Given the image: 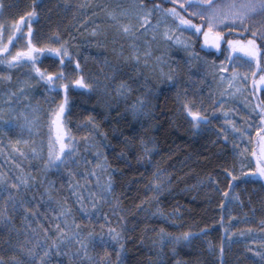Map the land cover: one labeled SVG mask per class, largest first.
Masks as SVG:
<instances>
[{
	"label": "rangeland",
	"instance_id": "obj_1",
	"mask_svg": "<svg viewBox=\"0 0 264 264\" xmlns=\"http://www.w3.org/2000/svg\"><path fill=\"white\" fill-rule=\"evenodd\" d=\"M184 2L185 0H171L170 3L179 6ZM63 3L72 4L76 14H80L77 19H83L85 24L92 21L88 30L90 34L97 33L98 22L108 23L111 26L120 25L123 43L118 45L121 49H115V52L117 55L121 52L127 53L129 59L125 62L129 65L131 73L129 76H118L120 69L115 64H110L108 61L100 63L93 54L84 55L88 64L84 78L92 85L90 90L96 94L98 101L105 105L102 107L128 113L134 120H140L153 110L161 83L170 81L169 77L174 70V50L184 53L189 67L194 64L204 66L212 76L211 83L214 87L212 108L208 109V121H213L215 113L222 122L224 130L222 134L230 132L236 141L239 139L238 144H241L242 152L239 163L231 168V173L237 179H242L247 174L251 175L254 178V191L256 189L261 191L260 200L264 202V177L252 171L257 166L261 137L264 136V122L261 121L257 114L259 109L256 108L257 105L264 106V85L257 87L254 93L250 88L251 81L254 78L258 79L259 76V72H252L256 62L250 65L244 59L242 52L235 53V59L229 60L227 40L223 41L219 49L206 47L201 42L203 35L201 33L199 43L202 48L214 50L216 53L219 50L222 51L218 58L206 57L196 48L198 34H194V29L189 31L177 27L176 20L170 14L157 12L153 5L143 4L144 7L140 8L141 0H63ZM195 10V5L184 9L188 16L200 23L199 16H192ZM177 11L180 12L178 9ZM180 14L183 15L181 12ZM34 20L35 16L31 19L25 16L21 21V27L15 28L16 32L22 31L24 35L18 38L13 37L10 41L8 37L12 35L15 26L12 25L13 21L5 20L0 11V37L3 43L9 45L10 51L6 50L9 55L15 53L17 48L26 47L27 39L32 40V33H28L27 29L29 24L33 29ZM247 23L246 36L252 35L253 31L264 30V13L257 11L255 15L249 17ZM202 26L207 27V24ZM126 27L127 31H125ZM172 29L176 31L173 32ZM216 30L235 31L241 33L239 36L245 35L244 28L233 27L231 24H225L223 28ZM165 32L169 38H165ZM177 38L186 40L188 46L176 43ZM241 41L244 40L241 39ZM45 54L50 53H41L38 59ZM3 58L7 59L6 56ZM257 59H260L259 53ZM233 69L240 76L236 78L235 84L230 86L228 81L232 77ZM245 75H247L248 83L240 78ZM41 82L43 81L35 74L31 63L0 64V129L19 128L24 130L27 136L32 137L31 141L21 139L14 143H0V186L11 189V191L0 192V223H8L13 232L15 229L17 232L22 231L23 240L20 244L22 258L19 262L21 264H112L108 260L97 257L93 250L98 251L103 246L120 247L121 239L113 240L109 234V229H114L119 234L118 231L105 224L84 230L79 227L75 218V211L86 221H95L98 217L104 218L98 209V204L106 189V170L104 169L106 166L102 158L99 164L90 163L95 158H100L102 151L96 144L89 145L85 140L74 137L66 121L67 106H65V111L60 117V124L66 135L60 142L72 143V152L67 153L65 149L61 152V156L67 153L65 159L55 158V151L59 150V142L57 141L58 129L52 124V115L59 103L41 109L33 105L29 97L31 94L28 93L30 86L34 87ZM121 83L126 86L123 91L120 90ZM134 103L137 106L143 105L135 113L132 110ZM210 126L212 127L213 124ZM100 142L105 149L106 142L103 139ZM246 145L252 146L255 150L249 153ZM50 146L53 153L51 157L49 156ZM90 146H93V149ZM155 150L153 142H149L143 148V157L150 164L151 155ZM46 161H48L47 164ZM48 169L59 171L68 178L73 207L64 203L48 205L44 202V209H42L41 203L44 197L38 196L41 202L39 203L36 198L29 196L28 191H31L33 187L31 183L34 180V171L45 172ZM171 175L163 169L154 170L150 184L149 206L151 208L149 210L152 216L177 224L180 206L175 205L172 209H167L161 202L163 196L172 192ZM214 180H199L195 182V186H186L183 190L193 189L196 193L205 188L207 183H214ZM154 181L161 185L159 190L153 186ZM242 185H244L243 182L236 189H242ZM249 203L250 199L243 201L237 190L231 193L225 212L226 238L223 244L225 247L233 243L239 249V255L245 253L248 262L244 264H264V226H260L263 232L251 227L255 219L246 212ZM85 208L88 209L87 212L84 211ZM251 211H255L254 207ZM119 236L121 237L120 234ZM201 237L209 252L215 258H221V245L214 246L205 236ZM174 241L175 238L166 231L160 230L154 234L151 238L154 257L151 264H164L162 249L166 243ZM239 257L242 260V257ZM172 264L183 263L175 260Z\"/></svg>",
	"mask_w": 264,
	"mask_h": 264
},
{
	"label": "trees",
	"instance_id": "obj_2",
	"mask_svg": "<svg viewBox=\"0 0 264 264\" xmlns=\"http://www.w3.org/2000/svg\"><path fill=\"white\" fill-rule=\"evenodd\" d=\"M60 1L0 0L1 15L7 21H15L25 17L26 13L35 11L33 43L38 47L58 43L51 39L53 34L65 41L73 60L79 64V70L74 65L65 69L71 79L76 75L85 77L88 69L84 58L86 53L95 55L100 63L108 61L119 66L118 76H129L131 73L126 63L129 59L127 53L121 52L117 55L115 52V49L120 48L118 45L123 43L120 25L111 26L98 22L97 33L90 34L88 30L92 21L85 24L83 19H77L80 14H76L72 4L66 3V6L63 0ZM141 1L145 5L160 3L163 8L174 6L194 24L199 23L173 3H165L164 0ZM229 32L234 34L225 35L223 41H246L250 37L256 39L252 35L239 36L240 32ZM196 36V48L206 57L221 56V50L216 53L214 50L202 48L199 43L201 33ZM257 46L264 50V45L259 39ZM173 57L174 70L170 81L161 83L153 110L140 120H134L128 113L102 107L105 105L98 101V97L90 89L69 87L66 92L49 91L46 81H43L29 87V97L33 105L41 109L59 103L67 97L66 121L74 137L85 140L89 145L96 144L102 151L100 158H95L90 163L99 164L102 158L106 166L105 188L111 181L110 189H105L107 195L104 193L98 204L104 218L86 221L76 211L75 218L79 227L84 230L104 224L115 228L121 235L122 242L120 247L103 246L98 251L94 249L97 257L112 264H151L154 258L151 238L162 230L175 238L174 242L166 243L162 249L164 264H172L175 260H180L183 264H244L248 262V257L245 253L239 255L235 244L224 247L225 212L231 193L237 190L243 201L250 199L246 212L255 219L251 227L263 232L260 228L261 225L264 226L261 191H254V178L251 175L237 179L231 173V168L239 163L242 152L241 144H238L239 139L236 141L230 132L222 134V122L215 113L213 121H208V109L212 108L214 91L212 76L200 64L189 67L182 51L174 50ZM58 63L51 54H45L38 59L36 66L45 72H56ZM250 88L254 93L252 85ZM186 103L191 110L199 111L207 117V122L194 125L185 111ZM21 139L31 141L32 137L19 128L0 129V143H14ZM101 139L107 144L105 149ZM149 142H153L156 149L151 155V164L143 157V148ZM90 147L93 149V146ZM246 147L249 153L255 150L250 145ZM156 169H163L172 174L171 189L175 192L163 196L161 202L167 209H172L175 205L180 206L177 224L165 222L150 214V184ZM33 177V187L28 194L39 203L41 202L38 196L44 197L42 209L45 203H64L73 207L71 190L65 175L48 169L45 172L34 171ZM211 179H215L214 183H207L205 188L196 193L193 189L183 190L199 180ZM240 182L244 183L242 189H236L241 185ZM253 207L254 212L251 211ZM18 232L16 229L15 232L11 231L8 223H0V261H3V264H21L20 244L23 236L22 231ZM185 232L189 234L188 238H184ZM201 236H205L214 246L221 245V258H215L209 252Z\"/></svg>",
	"mask_w": 264,
	"mask_h": 264
},
{
	"label": "snow or ice",
	"instance_id": "obj_3",
	"mask_svg": "<svg viewBox=\"0 0 264 264\" xmlns=\"http://www.w3.org/2000/svg\"><path fill=\"white\" fill-rule=\"evenodd\" d=\"M165 3H170L171 0H164ZM195 5L196 10L192 12V16H199L201 22L193 23L191 19L186 18V16L181 15L180 12L177 11L175 7L163 8L162 4L157 3L153 5V8L157 12H162L164 14H170L177 23V27L185 28L186 30H195L194 34L202 33V44L206 47L212 48H221L223 45V37L225 35H232V32H222L217 31V28H223L225 24H231L233 27L244 28L245 35H247V28L250 16H253L257 13V11L264 13V0H185L183 4H180L179 7L181 11H183L186 7H192ZM140 8H143L144 5L141 3L139 5ZM29 19L36 15L35 11H31L25 14ZM24 17H20L19 19L12 22L13 28L12 35L8 37L11 41L13 37L23 36L24 33L16 32L15 28L21 27V21ZM143 19V17H141ZM147 22V21H145ZM207 24V27H203L202 25ZM11 27V25H10ZM127 27L125 31H127ZM28 33H32L31 24L28 25L27 29ZM173 32L176 29H172ZM239 35V33H235ZM165 38H169L167 32L164 33ZM252 36H255L256 39L249 38L246 41L241 40H227V57L229 60L235 59V53L242 52L244 53V59L251 65L253 62H256L255 67L252 68L253 73L259 72L258 79L254 78L251 81L253 90L255 91L257 87L264 85V50L257 46V39L261 41V44L264 45V30L256 32L253 31ZM199 38V37H198ZM51 39L58 41L55 44H45L42 46H37L31 39H27L26 47L23 49L17 48L15 53L9 55L8 51L9 45L2 42V37H0V64H17V63H31L33 70L36 75L42 81H46L47 89L49 91H67L69 87L80 88V89H91L92 85L87 83L85 78L81 75H76L74 79L69 78L66 74L65 69L69 68L71 65H74L77 70H79V64L73 60L72 54L66 44L65 41L59 39L57 34H53ZM176 43L184 44L185 47L188 46V42L186 40L176 39ZM8 50V51H6ZM41 53H50L55 61H58V70L56 72H45L41 68L37 67L38 57ZM260 53L261 59H257V55ZM6 56L7 59L3 57ZM223 76V73H221ZM240 76L239 73L233 69L232 77L229 79V85H234L236 78ZM248 83L247 75L240 77ZM171 79V77H169ZM126 86L121 83L120 90H125ZM67 97L62 99L58 107L55 108L52 115V124L56 125L58 129L57 141L59 142V150L55 151V158L58 160H63L66 158L67 153L72 152V143L65 144L62 141V138L65 137L66 133L62 130V125L60 124V117L65 111ZM137 106L135 103L132 106L133 112H138L139 108L142 107ZM186 113L191 117L193 124L196 123H205L207 122V117L203 116L199 111H193L186 103L184 105ZM258 115L262 122H264V106L257 105ZM27 123H31V121H26ZM260 131V129H257ZM67 149V153L65 156H61V152ZM147 151V149H145ZM52 148L50 146L49 156H52ZM255 155V152L253 153ZM46 164L48 161L45 162ZM253 172L259 173L261 177H264V136L261 137V145L259 151V157L257 161V166L255 169H252ZM231 183V182H230ZM153 186L159 190L161 187L160 184L153 182ZM111 181L106 185L107 189H110ZM11 191V189L0 186V192ZM227 191V190H226ZM107 195V191L105 192ZM95 207V205H93ZM85 212L88 211L87 208L84 209ZM109 234L112 236L113 240H120L121 237L119 234L115 232L114 229H109ZM163 235V233H162ZM184 238H188L189 234L187 232L183 233ZM179 239V237H176ZM120 254V249H118V256ZM0 264H3V261H0Z\"/></svg>",
	"mask_w": 264,
	"mask_h": 264
},
{
	"label": "flooded vegetation",
	"instance_id": "obj_4",
	"mask_svg": "<svg viewBox=\"0 0 264 264\" xmlns=\"http://www.w3.org/2000/svg\"><path fill=\"white\" fill-rule=\"evenodd\" d=\"M0 9H1V5H0ZM1 11V10H0Z\"/></svg>",
	"mask_w": 264,
	"mask_h": 264
}]
</instances>
